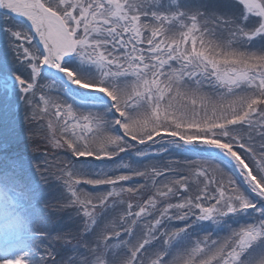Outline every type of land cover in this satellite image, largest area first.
<instances>
[{"label":"snow or ice","instance_id":"obj_1","mask_svg":"<svg viewBox=\"0 0 264 264\" xmlns=\"http://www.w3.org/2000/svg\"><path fill=\"white\" fill-rule=\"evenodd\" d=\"M0 36L5 123L22 105L45 146L0 154V264H264V0H0Z\"/></svg>","mask_w":264,"mask_h":264},{"label":"rangeland","instance_id":"obj_2","mask_svg":"<svg viewBox=\"0 0 264 264\" xmlns=\"http://www.w3.org/2000/svg\"><path fill=\"white\" fill-rule=\"evenodd\" d=\"M5 48H6V44L3 43L2 36H0V53H2V51ZM4 104H5L4 99L2 97H0V129H2L3 126L5 125V127H10L9 130H7V129L6 130L11 133V131H12L13 128H15V130H16L15 132H17L18 129L21 127L23 129L22 136L25 137L27 140H29L28 139V135H29V133H28V125L23 120V115H24V108H23V106L20 105L19 106V109L16 110L15 109L14 102H13V108L9 111V113L7 115V121H8V123L6 124L5 123V114H4ZM3 137H4L3 131L0 130V139H2ZM8 137H9V140H14L12 136H8ZM35 143H36L35 144L36 146L37 145H39V146L41 145V146L45 147L44 146V143L42 141L37 140V141H35ZM258 143H259V141H258ZM10 145L14 146L13 144H10ZM16 146H17V149L14 150V153L9 154V153H7V151H9V150H6V152L0 153V154L13 156L14 158L19 159V160H22V161H31V163L33 165L35 164V158H39L42 155V153H37V151L39 149L32 148L30 150H26V149L24 150V149L20 148L19 145H16ZM154 147H156V146H154ZM33 149H35V151ZM50 151H53L54 152L56 150H50ZM60 154L61 155L64 154L62 150L60 151ZM121 157L124 158L123 159V163H128L132 167L139 168L140 170H144L146 167H150L153 163H156V164H159V165H163L169 159H176L177 158L174 151H170L167 154H162L159 157H157L156 160H142L141 159L139 161V163H137V158L135 157L134 154L133 155H130V156H124V154L121 153ZM180 158L182 159V157H180ZM88 159H91V158H88ZM116 162L119 163L121 161L117 160ZM33 168L34 167L23 169V172H22L23 178H25V179H27L29 181H32L30 179L36 175L34 173L35 170H33ZM50 179H51V181H50ZM33 181H35L36 183L38 182V180H36V179H34ZM136 182L143 183V180L140 177H133L132 181L126 182V186H134ZM39 186L41 187V188H39V192L41 194L44 193L43 188H47V190H48L47 192H49V194L46 193V195L48 197H52L53 200H55V201L57 200V196L58 195L56 193H53L52 191H50V188H53L54 189V187H55V177L54 176H49V181H48L47 184L44 181H40L39 182ZM89 187H91V186H89ZM50 193H52V194H50ZM149 194H150L149 192H145L143 194L142 199H147V197H148ZM125 199H127V197H125ZM132 202L135 203L136 201L133 200ZM20 210L22 212H24L25 215H27L28 209L26 208V205L23 206ZM70 214H72V215L74 214L72 212V210L70 211V213H69L68 216H70ZM119 215H120V209L119 208H117L113 212H110L108 214V216L105 217V219L101 222L100 227H103V225L105 223H108V222L112 221L113 219L118 220ZM68 223H70V225L67 227V230H68L67 232H69L73 236L74 234L75 235H79V231L81 230L82 236H78V237L82 238L83 237V225H82V223L79 222V221H76V220H73L72 222L68 221ZM143 223L144 222H141V224L139 225L140 228H143ZM89 239H91V238H89ZM3 245H4L3 233H2V231H0V248H2ZM79 251H84L83 244L82 243H80V245H79ZM78 258H79V256H78V252H77V254L74 255V259H78Z\"/></svg>","mask_w":264,"mask_h":264},{"label":"trees","instance_id":"obj_3","mask_svg":"<svg viewBox=\"0 0 264 264\" xmlns=\"http://www.w3.org/2000/svg\"><path fill=\"white\" fill-rule=\"evenodd\" d=\"M6 129L9 130L10 127H5V125H4L3 128L0 129V130L3 131V134L4 135H5V132H7V136H12L13 139H14V140H10V144H13L14 146H12V145L9 144V148L7 149L9 151H7V153H9V154L14 153V150L17 149V146L16 145H19V147L22 148V149H24V150L25 149L26 150H30L32 148L39 149L37 151V153H42L43 154V152L45 151V147H43L41 145L40 146L39 145L36 146L35 145L36 144L35 142L29 141L25 137H23L22 136L23 129L21 127L18 129L17 132H15L16 130H15V128H13L12 131H11V133L9 131H7ZM62 155H64V154H62ZM33 170H35V169L33 168ZM34 173L36 175L34 177H32L30 180H32V181L34 179L38 180L37 184L39 185V182L40 181H43V180L40 179L39 175L35 171H34ZM50 181H51V179H50ZM39 188H41V187L39 186ZM43 191H44V193H43L44 194V197L48 201V207L45 208V211L51 213V215L49 216V220H50V223H51L52 227L54 229H57V230H65V231H68L67 230V227L70 225V223H68V221H69V219H68L69 216L68 215H69L71 209H68V210H65V211H59V210H55L54 211V208L56 206L57 200L55 201V200H53L52 197H48L46 195V193L49 194V192H47L48 191L47 188H43ZM50 191H52L53 193H56L58 195V193L55 192L53 188H50ZM50 194H52V193H50ZM70 215H72V214H70ZM70 222H72V221H70ZM54 235H55V232H54ZM78 236H82L81 230L79 231V235H75L74 234L72 236L70 234L66 238L72 240V245H77L78 242L82 243V238H80ZM72 245H70L66 249H60L61 256H64L66 259H74V255H76L78 251L76 249H73Z\"/></svg>","mask_w":264,"mask_h":264}]
</instances>
